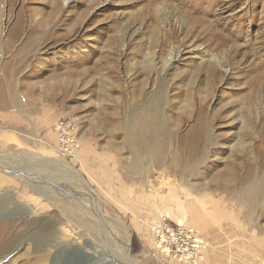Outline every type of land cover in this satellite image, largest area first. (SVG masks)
<instances>
[{"label": "rangeland", "instance_id": "374dc122", "mask_svg": "<svg viewBox=\"0 0 264 264\" xmlns=\"http://www.w3.org/2000/svg\"><path fill=\"white\" fill-rule=\"evenodd\" d=\"M154 107L138 166L126 119ZM159 214L201 264H264V0H0V264H185Z\"/></svg>", "mask_w": 264, "mask_h": 264}, {"label": "built area", "instance_id": "2783aa9c", "mask_svg": "<svg viewBox=\"0 0 264 264\" xmlns=\"http://www.w3.org/2000/svg\"><path fill=\"white\" fill-rule=\"evenodd\" d=\"M53 126L60 141L59 149L56 151L64 157H76L79 144L74 138L73 120L61 118ZM158 216L160 227L151 226L157 247L185 264H201L207 244L200 232L184 221H173L167 215L162 214Z\"/></svg>", "mask_w": 264, "mask_h": 264}, {"label": "bare ground", "instance_id": "6f19581e", "mask_svg": "<svg viewBox=\"0 0 264 264\" xmlns=\"http://www.w3.org/2000/svg\"><path fill=\"white\" fill-rule=\"evenodd\" d=\"M40 26L42 28L43 24H41ZM210 69L214 70L215 68L211 65ZM159 95H160V93H156L155 94V96H158V98H159ZM157 108L158 107H154L152 110L148 109V108L147 109H143L142 112L136 113V114H135L136 110H134L133 112L130 113V118L128 116L127 119H126L127 122H131L130 123L131 124L130 132L135 133L136 135H138V137H137L138 138V144L134 145L133 143H131V146L129 147L130 149H132V151H134L133 152L135 154L134 155V163H136V165H138V166L139 165H143L144 166L146 164V160L149 159L147 157V155L149 153H154L155 152V153L158 154L159 152H161L163 150V141H162L161 138H159L160 131L156 127L157 126L156 123L158 122ZM133 116H134V118H133ZM124 124L122 126H124ZM125 131H127V130H125ZM200 134H201L200 130H197L196 135H197L198 138L203 136V134H201V135ZM203 137H204V140L202 138L201 142H205L206 143L208 141V138L205 135ZM198 138H196V139H198ZM34 141L42 143V141L39 138H35ZM205 143H203V144H205ZM198 146H200V145H198ZM52 166L58 167L56 165V163H54ZM140 168H142V167H140ZM69 170H70V168H69ZM242 193L244 194V196H247V197H256L257 196L256 187H254L252 184L246 185V187L243 189ZM178 222H182V220H178ZM120 243L122 244L123 248L125 249L124 250V255H121V259H123V256L126 255V252H127V249H128V244H127V241H125L124 238L121 235H120Z\"/></svg>", "mask_w": 264, "mask_h": 264}, {"label": "water", "instance_id": "95a60500", "mask_svg": "<svg viewBox=\"0 0 264 264\" xmlns=\"http://www.w3.org/2000/svg\"><path fill=\"white\" fill-rule=\"evenodd\" d=\"M151 226H154V227H160V218L158 215H155L152 220H151Z\"/></svg>", "mask_w": 264, "mask_h": 264}, {"label": "crops", "instance_id": "0c3cea01", "mask_svg": "<svg viewBox=\"0 0 264 264\" xmlns=\"http://www.w3.org/2000/svg\"><path fill=\"white\" fill-rule=\"evenodd\" d=\"M79 152H80V145H79V148H78L77 151H76V153H77L76 156H78ZM151 218H152V217H151ZM142 232H143V231H142ZM201 236L204 237L203 234H201ZM204 238H205V237H204ZM205 239H206V238H205ZM206 240H207V239H206Z\"/></svg>", "mask_w": 264, "mask_h": 264}]
</instances>
